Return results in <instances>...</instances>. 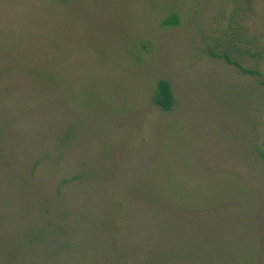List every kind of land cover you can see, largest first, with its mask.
<instances>
[{
    "label": "rangeland",
    "instance_id": "obj_1",
    "mask_svg": "<svg viewBox=\"0 0 264 264\" xmlns=\"http://www.w3.org/2000/svg\"><path fill=\"white\" fill-rule=\"evenodd\" d=\"M262 153L264 0H0V264H264Z\"/></svg>",
    "mask_w": 264,
    "mask_h": 264
},
{
    "label": "trees",
    "instance_id": "obj_2",
    "mask_svg": "<svg viewBox=\"0 0 264 264\" xmlns=\"http://www.w3.org/2000/svg\"><path fill=\"white\" fill-rule=\"evenodd\" d=\"M178 20H179V17L176 14H172L169 17H167L165 20H163L161 22V24L163 26L173 25V24L177 25ZM228 61H229V63L235 65L244 74L257 75V76L260 75V73L255 69L243 67L240 65L239 62L231 61L229 59H228ZM151 99H152L153 104L156 107H158L159 109L166 111V112L171 111L175 105V97H174V92H173V88L171 86V83L166 79H162V78L158 79V81L156 83L155 92L152 95ZM261 155L264 156V153H262ZM242 189L245 190L244 194L242 195L244 197V199L247 202L251 201V203H252L251 192L250 191L248 192L246 190L247 189L246 186H243ZM251 207H253V206H251ZM219 263H220V260H219ZM212 264H214V263H212Z\"/></svg>",
    "mask_w": 264,
    "mask_h": 264
}]
</instances>
